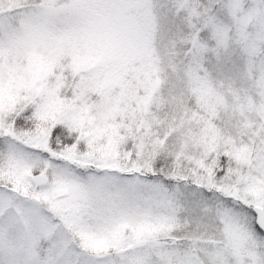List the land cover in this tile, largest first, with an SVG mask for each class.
<instances>
[{"label": "snow or ice", "instance_id": "6c2138e0", "mask_svg": "<svg viewBox=\"0 0 264 264\" xmlns=\"http://www.w3.org/2000/svg\"><path fill=\"white\" fill-rule=\"evenodd\" d=\"M0 264H264V0H0Z\"/></svg>", "mask_w": 264, "mask_h": 264}]
</instances>
